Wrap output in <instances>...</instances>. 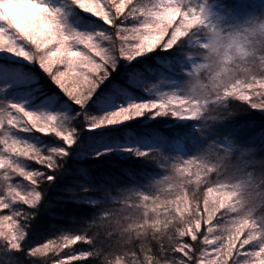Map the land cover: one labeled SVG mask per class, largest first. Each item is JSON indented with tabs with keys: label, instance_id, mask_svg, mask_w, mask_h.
I'll return each instance as SVG.
<instances>
[{
	"label": "clouds",
	"instance_id": "1",
	"mask_svg": "<svg viewBox=\"0 0 264 264\" xmlns=\"http://www.w3.org/2000/svg\"><path fill=\"white\" fill-rule=\"evenodd\" d=\"M75 3L88 12L96 8V0ZM136 7L140 15L131 26H117L119 39L101 29L90 41L104 69L99 78L122 60L160 50L168 53L169 83L158 88L155 78L145 79L139 86L147 98L123 97L79 120L63 111L26 113L32 128L57 143L21 140V159L3 163L7 158L0 157V208L24 206L9 207L12 233L0 227V248L10 246L14 233L23 252L18 264H63L61 253L85 256L86 264H264V128L244 139L243 125L234 124L252 110L264 113V0H183L179 6L137 0ZM156 7L159 14H153ZM158 114L175 118L187 132L165 146L131 147L157 173L131 185L73 178L55 197L92 211L76 218L72 230L26 245L35 218L51 204L55 177L80 146L83 128ZM17 175L23 182L9 179ZM73 241L86 248H66ZM39 247L47 252L32 251Z\"/></svg>",
	"mask_w": 264,
	"mask_h": 264
},
{
	"label": "snow or ice",
	"instance_id": "2",
	"mask_svg": "<svg viewBox=\"0 0 264 264\" xmlns=\"http://www.w3.org/2000/svg\"><path fill=\"white\" fill-rule=\"evenodd\" d=\"M172 3L179 6L183 0H172ZM136 4L137 0H123L122 3L121 0H96V8L88 12L78 7L75 0H58L57 3H51L50 0H0V5L5 6L0 7V40L3 41L0 45V53L3 54L0 59V92L7 93L0 102V157L7 158L3 163H12L13 158L21 159L18 152L22 145L19 142L24 139L15 135L13 130L39 132L25 119L26 113L32 114L34 111L26 109L22 102H16L19 99L16 95L18 93L46 97L51 90L50 86L39 82L35 71L37 62L39 70L43 69L63 94L73 104L80 106V110L74 115L81 118L89 114L85 106L90 98L116 71V68L108 69V75L103 79L99 78L104 69L100 55L96 54L97 50L90 48V41L101 29L111 33L114 39H119V28L131 26L135 16L140 15ZM152 11L153 14H159L158 7ZM104 25H107V28H104ZM73 37L77 38V42L69 44L67 41ZM29 65L32 67L29 68ZM157 70L161 75L168 74V66L160 64L140 68L133 66L127 70L125 83L140 85ZM124 86L118 81H113L111 90L119 93ZM121 98L116 96V100ZM52 119H57V113H53ZM3 163H0V172L4 171ZM12 178L14 177H9L11 181ZM11 206L5 205L0 209L8 213ZM76 218L68 217L71 228H58L51 235L72 230ZM0 227L12 233L8 214H0ZM45 238L42 243H28L27 240L26 245H42ZM9 239L12 241L10 246L0 248V260H3L4 264H18L23 252L17 247L14 233ZM74 242L80 241H73L68 245L70 247L66 248H86V243ZM32 251L46 253L47 248H33ZM59 260H62L63 264H72L73 261L86 264L85 256L75 254L66 258L61 253ZM54 264L57 262L54 261Z\"/></svg>",
	"mask_w": 264,
	"mask_h": 264
},
{
	"label": "trees",
	"instance_id": "3",
	"mask_svg": "<svg viewBox=\"0 0 264 264\" xmlns=\"http://www.w3.org/2000/svg\"><path fill=\"white\" fill-rule=\"evenodd\" d=\"M167 56V52L155 50L126 65L118 66L116 71L99 86L98 93L111 90L112 82L118 81L125 85L124 89L129 90L132 96L136 98L143 97L147 93L140 86L125 83L127 70L133 66L140 68L145 65L153 66L159 64L158 58L163 60ZM152 78H154V73L147 77V79ZM39 82L42 85L50 86L51 90L48 95L56 92V89L45 78L42 77ZM1 99H3V96L0 93ZM86 106L96 107L92 100ZM79 110V107L76 108L74 106V113ZM79 119L80 117H77V120ZM234 124L243 125L241 129L242 136L244 139H248L252 134L264 128V113L252 110L248 115L235 121ZM249 125L253 126L249 127ZM77 126L79 127L80 125L77 124ZM126 129L133 132L137 143L140 142V148L147 149L168 145L174 138H178L187 132L186 125L174 123V118L167 115L154 117L143 126L139 125L137 121L135 123L130 121L124 126L97 132L83 128L80 134V146L73 147L67 158L65 171L55 177L48 195L51 204L48 208L41 211L32 223L27 237L28 243H42V239L51 235L54 230L61 227L71 228L72 225L68 220L69 215L79 218L87 216L92 211L91 206L87 204L55 197L54 194L65 185H68L73 178L83 179L92 184L131 185L140 183L145 177L158 172V169L147 159L133 155L132 152H122L113 148L117 140L125 141ZM46 138L54 145L57 143V140L51 134L46 136ZM144 138H147V142L143 140ZM120 145L124 146V144ZM102 146L110 147V149L105 148L107 151L100 152L99 155H91L92 152L98 151ZM86 147H89V149L85 150ZM90 147L94 148L90 149ZM116 147H119V145ZM66 247L70 246L66 245ZM72 264H79V262L73 261Z\"/></svg>",
	"mask_w": 264,
	"mask_h": 264
},
{
	"label": "rangeland",
	"instance_id": "4",
	"mask_svg": "<svg viewBox=\"0 0 264 264\" xmlns=\"http://www.w3.org/2000/svg\"><path fill=\"white\" fill-rule=\"evenodd\" d=\"M50 2L51 3H57L58 0H50ZM172 15L175 16L176 13L173 12ZM103 27L107 28V25H104ZM148 54H146V55H148ZM2 58H3V54L0 53V59H2ZM137 58H139V57H137ZM137 58H134V60L137 59ZM19 59L20 58H17V60H19ZM158 60H159V64L160 65L167 66L168 61H167L166 57L163 60H160L158 58ZM24 63L27 64L26 61ZM128 63L129 62H124L122 60L117 65V67L120 66V65H126ZM28 67L31 68L32 66L29 65ZM53 67H55V65ZM35 71H36V74H37L39 80L42 77L45 78L56 89V92L52 93V94H50V95H48L46 97H37V96H35L32 93H26V94L25 93H18L16 95L19 97V99L16 102H22L23 106L26 109L32 110V111H36L38 109H46V110L57 111V112L58 111H63V112H65L67 114H70V115L71 114H75L74 111H73L74 106L76 108H78V107L80 108V106L73 104L68 99V97L63 94L62 90L59 89V87L57 85H55L54 82L51 81L50 77H48V74L43 72V69L39 70L38 62L36 64ZM154 78L157 81H159L157 83V87L158 88L166 87L167 84L169 83L168 75L167 74L161 75L159 70H157L154 73ZM131 85H138V84H131ZM98 90L99 89H97V91L93 94V96L89 100V101L92 100L96 107L91 108V107L85 106L86 110L89 111L90 113L98 112L100 109L110 106L111 104H113L115 102L117 95H119L122 98L123 97L132 96L129 93V90H126L124 88L119 93H115L112 90H109V91H105V92H102V93L99 94ZM0 93H1V96H3V98L7 95L6 92H0ZM147 96H148V94H145L141 98H147ZM132 97H134V96H132ZM2 101H3V99L0 100V102H2ZM160 116H162V115L158 114L156 117H160ZM153 118L154 117H145L144 115H141V116H137V117L131 118L129 120L121 121L119 123L108 124V125L98 126L97 128H86V129L92 130L94 132H97V131H101V130H105V129L116 128V127H119V126H122V125L124 126L125 124H127L130 121H134V123H135V121H137V123H139V125L143 126V125L147 124ZM174 123H176L175 122V118H174ZM13 131H14V134L17 135L19 138L24 139V140H29V141L37 144V145L54 146V144L50 140H48L46 138V136H48L49 134H41V133H39V132H37L35 130H32V131L13 130ZM126 132H127V134H125V136H124L125 141L121 142L120 140H117V142L115 143L116 145L113 148H115L116 150H121L122 152H131V147L132 146L140 148L139 147L140 146V142L137 143L133 132L128 130V129H126ZM143 140L145 142H147V138H144ZM120 144H124V146L122 147ZM118 145H119V147H116ZM0 147H2V146H0ZM102 147L110 149V147H107V146H102ZM92 148H94V147H90V149H92ZM88 149H89V147H86L85 150H88ZM27 165L29 167H32V168H41V166L36 164L34 161H28ZM12 181L14 183L15 182H23V178L20 177V176H16V177L12 178ZM22 206L23 205L19 204V202H14L12 204V207H22ZM0 214H7V213L5 212V210L0 209Z\"/></svg>",
	"mask_w": 264,
	"mask_h": 264
}]
</instances>
